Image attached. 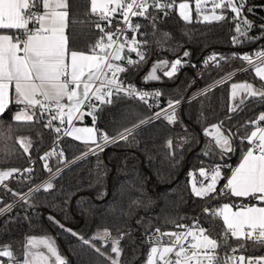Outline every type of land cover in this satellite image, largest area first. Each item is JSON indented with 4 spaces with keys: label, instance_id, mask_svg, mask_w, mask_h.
<instances>
[{
    "label": "trees",
    "instance_id": "16d2710c",
    "mask_svg": "<svg viewBox=\"0 0 264 264\" xmlns=\"http://www.w3.org/2000/svg\"><path fill=\"white\" fill-rule=\"evenodd\" d=\"M255 2L264 3V0H245L246 4ZM68 3L69 48L88 52L100 36L95 29L97 16L91 14L89 0H68ZM220 12L224 13V20L200 23L198 16L191 22L184 21L175 8L166 15L149 11L147 17L140 19L141 51L146 60L128 67L124 76L145 83L141 75L156 56L171 59L187 52V56L198 58L210 49L227 47L236 25L226 10ZM152 17H156L155 21ZM251 42L264 43V31ZM238 66L239 62L226 61L219 68L210 67L191 84L198 72L196 66L185 67L171 81L149 82L163 85L165 92H181L184 96ZM233 83H251L264 88V81L253 70L242 71L178 107L173 124L163 117L141 124L153 113L147 104L132 98L113 99L96 112L95 124L89 115L77 123L92 125L109 137L132 129L128 139L108 144L102 152L97 151V155L81 157L88 146L66 136L60 141L63 155L47 159L51 171L45 169V160L38 155L52 143V131L39 116L33 121H15L17 105L10 104L0 114V167H15L21 171L0 186V209L11 205L9 210L0 213V249L7 246L16 261H20L28 237L51 235L67 264H111L106 258L115 257L111 253V242L103 247L100 241L92 240L98 231L107 229L113 238L123 236L120 264H146L149 254L146 237L150 231L177 228L208 203L210 196L200 198L192 193L189 177L201 168L219 166L222 172L219 183H222L249 146L246 140L241 143V139L262 125L259 116L264 114V100L247 96L242 105L233 104ZM234 105L239 107L232 111ZM217 124H222L225 134L231 133L235 149L224 156L211 137L204 135ZM20 138H27L25 143L31 142L28 152L24 151ZM169 140L173 142L171 148ZM34 158L32 171H24L23 167ZM60 168L47 182L21 198ZM48 183L52 188H45ZM225 202L250 205L256 201L227 194L218 195L211 205L219 208ZM199 220L207 235L222 239L220 248H235L246 255H264V246L246 240L235 241L228 237L225 243L221 218L206 214ZM84 240H92L105 256Z\"/></svg>",
    "mask_w": 264,
    "mask_h": 264
},
{
    "label": "snow or ice",
    "instance_id": "6c2138e0",
    "mask_svg": "<svg viewBox=\"0 0 264 264\" xmlns=\"http://www.w3.org/2000/svg\"><path fill=\"white\" fill-rule=\"evenodd\" d=\"M212 3V14L203 16L206 22L225 19L223 14H215L217 8L230 9L236 17H239L244 7L243 2L237 5L235 0H218V2L212 0ZM196 6L199 14L201 0H196ZM149 7L164 11L173 7V4L160 3L159 0H90V11L92 15L97 16L95 26L101 36L90 46L88 52H84L69 49L66 35L69 17L68 0H0V30L11 32V34L7 32L0 34V114L4 113L11 99L15 104L23 106L15 113V121H33L37 116L43 119L47 115L50 118L46 127L51 128L52 121L56 120H59L61 126L67 123L68 128L64 131V135L71 136L87 145L88 151L84 155L89 153L97 155V150L102 152L108 144L127 140L132 134V129H126L125 133H120L117 137H109L107 134L100 133L95 127H76L73 121L82 120L85 115H90L95 124L97 108L100 105L110 104L112 102L110 98L113 95L119 96L121 92L128 97L139 98L145 103L149 95L154 98L162 95L159 91L151 94L138 92L132 85L125 87L123 81L118 79V74L126 71V68L114 61L126 60L128 65H135L144 62L146 55L140 50L141 44L135 37L129 41L125 36L123 41L120 40L123 34L120 27H117L115 31L105 29V26L110 27L113 19L119 15L122 20H118V24H126L128 29L136 32L141 25L133 24L130 17H147ZM179 8V15L186 22H191L189 5L181 3ZM155 19L156 17H152L153 21ZM101 21L104 22L103 25ZM243 23L248 24V21L245 20ZM248 26L251 27L250 24ZM153 27H155L154 23ZM235 30L239 35L233 37V43H238L239 36H246L247 33L240 24L236 25ZM126 47L128 53H136L139 59L132 60L123 55ZM187 55L188 53L185 52L184 56ZM256 57L264 59V51H258ZM239 58L253 65L251 56L243 55ZM210 59L215 61L217 58L213 56ZM205 63L207 64V61ZM180 66L182 61L179 58L171 64L168 61L158 62L146 75L145 80L158 81L160 76L156 74L157 70H162L164 76L171 78ZM255 74L264 81V65L255 66ZM97 81L100 82V87H94ZM238 96L241 105L244 103L245 96L259 97L264 100V88H256L250 83H233L231 97L235 100ZM93 98L99 103H93ZM65 100L67 103L64 102ZM179 103V100H169L167 108L156 112L155 118L159 119L163 114V118L169 124L175 123V106ZM237 107L239 105H234L231 110L235 111ZM85 108L91 111L85 112ZM259 121H264V114L259 116ZM61 130V127L55 128L57 133ZM204 135L211 137L215 147L220 150L221 156L235 150L231 133L225 134L222 124L213 125L211 129L204 132ZM245 140L249 147L244 152L240 164L231 171V176L227 178V183L220 190L219 195L230 194L233 197L245 199L251 197L264 203V127H257L250 135L243 137L241 143ZM25 141L27 138H20L24 151L28 152L31 142L25 143ZM172 146L173 142L169 140L168 147ZM53 155H63V153L52 151L41 157L45 160L44 167L48 171L51 169L48 167L47 159ZM18 171L20 170H0V184ZM24 171L30 172L32 169ZM199 175L208 182L206 184L201 182L197 186L193 179L192 193L200 198L216 193L217 184L222 178L221 168L219 166L208 170L201 168ZM45 188H52V184H46ZM234 207L236 210H233ZM10 208L11 205H8L7 208L0 209V212ZM205 211L208 212L209 209L206 208ZM211 211L215 217L223 220L226 228L225 243L230 233L231 237L238 240L250 239L264 246V206L224 204ZM51 219L54 223H58L54 218ZM178 227L184 231L161 233V237L168 236L173 239H170L166 246L157 239L154 242L155 246L150 248L146 264H228L229 260H235L237 264H245V257L242 255L228 257L221 261L216 254L219 247L218 241L207 235V230L200 227L198 223H194L191 227L187 225H178ZM121 239L123 236L113 238L107 229L98 231L92 237V240L100 241L103 247H107L108 242H111V253L115 254V257H106L110 259L111 264H120ZM92 240L83 242L91 245L101 256H105L100 247L92 244ZM39 246H43L49 255L32 251ZM0 257L8 258L13 264H48L50 258L51 264H67L66 258L59 253L55 240L48 236L28 237L23 261H16L13 252L7 246L0 249ZM247 264H264V257L249 259Z\"/></svg>",
    "mask_w": 264,
    "mask_h": 264
},
{
    "label": "built area",
    "instance_id": "2783aa9c",
    "mask_svg": "<svg viewBox=\"0 0 264 264\" xmlns=\"http://www.w3.org/2000/svg\"><path fill=\"white\" fill-rule=\"evenodd\" d=\"M159 2L160 3H165V2L172 3L173 7L168 8V9H166L164 11H159V10H157L155 8L149 7V11H155L158 14L166 15V14H169L175 8V5H176V0H159ZM130 19H131V22L133 24H137V23L140 24L141 16L130 17ZM118 20H122V17L119 16V15H117V17L115 18V24H112L110 27L109 26H105L106 31H115L117 27H120L122 29V31H123V34L121 35L120 40L123 41L125 36H127L129 41L133 37H135L137 39V41L141 44V47H140V50H141L142 44H143V42L141 41V38L143 37V33L140 30V28L136 32H132L130 29H128V26L126 24H122V23L118 24ZM101 24L103 25L104 22H101ZM30 27H31V25H30ZM95 29L99 32V30L96 28V26H95ZM99 34L101 36L100 32H99ZM236 36L237 35L235 33L232 34L230 43L225 48L210 49V50L202 53L198 58L189 57V56H184V57L180 58L181 61H182V66H180L178 68L177 73L181 72L185 67L196 66L198 68V72L193 77V79L190 82V84L193 83L194 81H196L199 78V76L202 74V72L205 71L206 69L210 68V67L219 68L220 65L222 63L226 62V61L239 62V66L237 68H235L234 70H232L229 73L225 74L224 76H222L221 78H219L216 81L212 82L211 84H209V85H207V86H205V87H203L201 89H198V90H196V91H194V92H192L190 94L181 96L180 95L181 92H174V93L173 92H165L164 89H163V85H158V84H154V83H150V82L139 83L137 81L130 80V79H128V78H126L124 76V73H125V71H124L123 73L118 74V79L120 81H123L125 87H127L128 85H132L133 87H135L137 89L138 92H148V93L151 94V93H153L155 91H159L160 93H162V95L160 97H158V98H154L152 95H149L148 97H146L147 103H145V102L139 100V98L128 97V96H125L123 94V92H121L119 96L113 95L110 98L111 101L113 99H117V98H132V99H137V100L147 104L148 107H149V105H152V107H149V108L151 110H153V113L144 120V123H147V122H150V121H153V120L156 119L155 118V113L156 112L161 111V109L167 108L169 100H172V101L179 100L180 101V103L175 106V110H176L178 107L182 106L184 103H186L187 101L191 100L195 96H197L200 93L208 90L209 88H211V87H213V86H215V85H217V84H219V83H221V82L233 77L234 75H236V74H238V73H240L242 71H246V70H253L254 71L255 66L264 65V59L256 57V53L258 51H264V43L251 42L253 40L244 41V40H240V39H239L238 43H233V37H236ZM123 55L127 56L128 58H131L132 60H138V57H137L136 53H134V52L128 53L127 47L125 48ZM243 55L251 56L253 58V65H249L247 63V61H244V60L239 58V57H241ZM213 56H215L217 58L215 61L210 59V57H213ZM206 61H207V64L205 63ZM114 63H118L121 66L125 67L126 69L128 67L132 66V65H128L126 60L114 61ZM109 75H111V73H109ZM167 81H171V79H169ZM94 87H100V82L97 81ZM157 100L159 102L158 104H157ZM92 102L95 103V104L99 103L98 101H95L94 98H93ZM104 105H106V104H104ZM101 106H103V105H100L97 108V111L99 110V108ZM87 111H91V110L85 108V112H87ZM169 111H171V109H169ZM96 112H95V114H96ZM161 117H163V114L161 115ZM49 118L50 117L47 116V115L43 118V120L46 123V125L48 123ZM144 123H141V124H144ZM262 126H264V121H262ZM56 127H60L59 120L52 121V127L51 128L48 127L52 131V133L54 135L53 141L47 148H45L44 150H42L40 152V154L38 155L40 158L42 156H44L46 153H49V152H52V151H55L56 153H60V141H61V139L66 137V135H64V131L66 130V128H62L61 132L57 133L55 131ZM115 137H117V136H115ZM97 151H99V150H97ZM84 154L81 157L86 156ZM89 154H91V153H89ZM53 156H57V155H53ZM34 160H35V158L30 160V162L26 166L23 167V170L32 169ZM204 169L208 170V169H211V167H207V168H204ZM60 170H61V168L58 169L56 172H53L48 178H46L40 184L35 186V188H37L38 186H40L43 183L47 182L51 177H53L55 174H57ZM20 171H21V169H20ZM26 172H28V171H26ZM192 175L194 176V179H195V181L197 183V186H199V184L201 182H203L205 184L208 182L207 180H204V178L200 177L199 170L194 172ZM227 178L224 179L222 183L218 182L217 192L210 196V198L208 200V203L205 206H203L198 212H196L190 219H188L182 225H187V226L191 227L194 223H198L200 227L204 228V226L201 224L199 218L202 215H206V214L210 215L212 217H215L211 210L212 209H217V207L212 206L211 203L214 200V198H216L219 195L220 190L227 183ZM28 194L22 195V197H25ZM206 208L209 209L208 212L205 211ZM181 231H184V229L179 228V227L171 229V230H168V231H162V230L150 231L148 233L147 237H146V241H147L149 252H150V248L152 246H155L154 242L157 239H160L161 243L163 245H165V246L169 244L170 239H173V238H170L168 236L161 237V233H164V232H181ZM225 232H226V228L224 230V234H225ZM228 237L231 240L238 241V239H236L234 237H231L230 233H228ZM211 238L216 239L218 241V243H219V246H220V244L222 242V239H219L217 236H211ZM239 240H246L247 242H249V243H251L253 245H259L258 243L254 242L253 240H250V239L241 238ZM185 246L187 247V244H185ZM216 254H217V257L221 261H223L225 258H228V257H238V256L242 255V256L245 257V264H247V261L249 259H259L261 257H264V255H256V254H248V255H246V254H243L238 249H235V251H233V249H225L224 247H222V248L218 247L217 250H216ZM228 264H237V262L235 260H229Z\"/></svg>",
    "mask_w": 264,
    "mask_h": 264
},
{
    "label": "rangeland",
    "instance_id": "374dc122",
    "mask_svg": "<svg viewBox=\"0 0 264 264\" xmlns=\"http://www.w3.org/2000/svg\"><path fill=\"white\" fill-rule=\"evenodd\" d=\"M217 2H218V0H217ZM241 2H243L244 7L241 10V14H240L239 17H236L235 14L232 13L230 9H226L225 8L224 10H226L230 14L231 20H232L233 23H235V25L240 24L241 28L244 31H246L247 35L246 36H239V39L240 40H244V41L255 40V39L259 38V36L264 31V3L255 2V3L246 4L245 3V0H235V3L237 5H239ZM181 3H187L189 5L188 11L190 13L191 20H193L194 18L197 17L196 0H176L175 10H176V12H177L178 15L180 13L179 5ZM202 9L203 10L204 9L205 10H212L213 9L212 0H201V10ZM216 10L220 11L222 9L221 8H217ZM180 18L183 19L181 16H180ZM245 20L248 21V24L251 25L250 28H249L248 24H244L243 23V21H245ZM235 29H236V26L234 28V33L238 36L239 34L236 33V30ZM181 57H184V53L182 55H180V56H177V57L171 58V59H169V58H167L165 56H156L155 58L151 59L148 67L146 68L145 72L141 75V78L140 79L142 81L149 82V81H146L145 80V77L151 71L152 67L156 63L161 62V61H168L169 64H171L177 58L180 59ZM254 72H255V69H254ZM156 74L158 76H160V79L159 80H165V79L166 80H169V79L172 78V77L169 78V77L164 76L162 70H157V73ZM154 82H156V81H154ZM253 86L256 87V88H260V87L255 86V85H253ZM245 97H247V96H245ZM237 102H240V97L239 96L235 100H233V104H235ZM48 237L54 239L53 236H51V235H49ZM32 251L33 252H42L46 256L49 255L47 253V250L43 246H39L37 248H34V249H32ZM61 256H63V255H61ZM29 259H31V257H29ZM0 264H5L2 259H0ZM7 264H10V263H7ZM48 264H51V258L48 261Z\"/></svg>",
    "mask_w": 264,
    "mask_h": 264
},
{
    "label": "crops",
    "instance_id": "0c3cea01",
    "mask_svg": "<svg viewBox=\"0 0 264 264\" xmlns=\"http://www.w3.org/2000/svg\"><path fill=\"white\" fill-rule=\"evenodd\" d=\"M89 5H90V0H89ZM41 10H42V8H41ZM8 33V34H11V32H10V30H0V34H5V33ZM66 35H67V33H66ZM70 49V48H69ZM70 50H73V49H70ZM65 103H67V101L65 100L64 101ZM10 104H15V102H14V100H11L10 99V102H9V104H8V106L10 105ZM15 105H17V104H15ZM7 106V107H8ZM6 107V108H7ZM23 106L22 105H17V109L15 110V112H14V115H15V113L16 112H18L21 108H22ZM77 121L78 120H74L73 121V124H74V126H76V127H94V126H92V125H85V124H81V123H77ZM60 127H61V129L62 128H68V125H67V123H65L63 126H61L60 125ZM257 127H264V126H257ZM256 127V128H257ZM256 128H254L252 131H254V130H256ZM251 131V132H252ZM67 136V135H66ZM68 137H71V136H68ZM72 138V137H71ZM243 155H244V153H243ZM242 155V156H243ZM242 156L240 157V159L237 161V163L232 167V169H231V171L233 170V169H235L239 164H240V162H241V159H242ZM11 169H19V168H15V167H0V170H11ZM20 170V169H19ZM231 171H230V174L228 175V177H230L231 176ZM18 173H19V171L18 172H15V173H13L12 174V176H10L9 178H7L2 184H0V186H3L6 182H8L11 178H13V177H15L16 175H18ZM22 197V196H21ZM254 199V198H253ZM256 202L255 203H253V204H250V205H256V206H264V203H259V201H257L256 199H254ZM224 204H230V205H232L231 203H228V202H225V203H223V204H221L220 205V207H222ZM233 210H236V208L234 207L233 208ZM221 220H222V218H221ZM222 223H223V220H222ZM223 226H224V224H223ZM225 227V226H224ZM46 236H49V235H46ZM30 237H32V236H30ZM35 237H37V236H35ZM40 237H44V236H40ZM40 237H37V238H40ZM54 238V237H53ZM55 240V239H54ZM26 246H27V239L25 240V243H24V250H23V255H22V259L20 260V261H23L24 259H25V249H26ZM57 246V245H56ZM3 260V259H2ZM3 262L5 263V264H7V263H10V264H13V262L12 261H4L3 260Z\"/></svg>",
    "mask_w": 264,
    "mask_h": 264
},
{
    "label": "water",
    "instance_id": "95a60500",
    "mask_svg": "<svg viewBox=\"0 0 264 264\" xmlns=\"http://www.w3.org/2000/svg\"><path fill=\"white\" fill-rule=\"evenodd\" d=\"M212 14V10H201L200 11V13L198 14L197 13V16H198V18H199V22L200 23H211V22H214V21H211V22H206V21H204L203 20V16L204 15H211ZM215 14H217V15H220V14H223L224 15V13H222V12H220V11H218V10H216L215 9ZM56 172V171H55ZM48 178V177H47ZM193 179H194V176L193 175H191L190 177H189V185H190V188L192 189V181H193ZM218 185V184H217ZM35 189V187L33 188V189H31V190H29L28 192H26L24 195H26V194H28L30 191H32V190H34ZM2 258H6V257H2Z\"/></svg>",
    "mask_w": 264,
    "mask_h": 264
}]
</instances>
